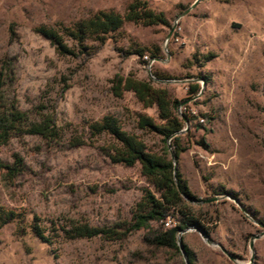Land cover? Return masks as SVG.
Segmentation results:
<instances>
[{
  "label": "rangeland",
  "instance_id": "obj_1",
  "mask_svg": "<svg viewBox=\"0 0 264 264\" xmlns=\"http://www.w3.org/2000/svg\"><path fill=\"white\" fill-rule=\"evenodd\" d=\"M133 1L0 0L7 93L29 113L54 104L64 130L58 142L24 136L0 146V206L25 214L22 224L0 227V264H186L183 254L150 253L142 230L106 241L65 239L52 229L68 220L94 227L129 220L142 188L152 190L139 164L110 159L112 138L93 136L91 124L113 117L152 152L172 153L171 138L137 128L139 116L163 124L156 106L144 107L131 91L115 95V79L129 76L181 101L175 163L213 243L199 230L182 232L194 264H264V236L254 240L252 261L249 248L264 231V0H140L166 25L126 22L88 57H61L36 33L99 11L123 14ZM14 156L23 169L12 177L3 166ZM34 217L46 234L52 229L48 242L32 234Z\"/></svg>",
  "mask_w": 264,
  "mask_h": 264
},
{
  "label": "trees",
  "instance_id": "obj_2",
  "mask_svg": "<svg viewBox=\"0 0 264 264\" xmlns=\"http://www.w3.org/2000/svg\"><path fill=\"white\" fill-rule=\"evenodd\" d=\"M133 22L145 26L166 25L161 13L152 11L146 2L134 0L123 14L113 11H99L85 19L69 26H40L36 33L55 50L61 57H88L94 54V45H103L106 36L118 31L124 23ZM141 55V53H140ZM152 57H156L152 54ZM159 78V77H158ZM11 80L9 71L4 64L0 65V146L6 145L11 139L24 136H35L46 142H58L64 138V130L57 120L56 106L44 105L29 113L19 108L14 97L7 93V84ZM115 95L121 91H131L144 107L156 106L159 119L163 122L157 125L147 117L137 119V128L148 133H155L166 142L171 138V152L178 160L180 153V136L185 122L177 115V107L181 101L173 99L166 88H155L151 83L138 80L132 76L117 77L113 86ZM195 85L191 92L196 93ZM186 117V116H185ZM93 136L107 135L113 140L109 148V157L114 163L125 166L139 164L140 172L146 182L152 187L142 188V196L131 210L130 219L113 226L94 227L87 223L68 220L64 225L53 223V230L62 234L65 239L101 238L106 241H124L132 232L143 231L142 243L150 253L164 251L182 255L178 246V235L188 229H197L206 237L209 230L200 216L199 210H193L196 200L189 192L186 183L178 170L174 172V163L168 149L163 154L152 152L136 135L122 129L117 119L103 117L90 125ZM11 166L3 168L12 177L23 169V161L14 156ZM175 178L180 187L178 191ZM25 214L7 210L0 206V227L12 223H23ZM167 220L173 223L165 227ZM52 229L48 230V234ZM32 234L48 242L47 230L40 225L37 217L30 224ZM183 236H181V240ZM188 264H194L193 252L182 242ZM185 264V263H182Z\"/></svg>",
  "mask_w": 264,
  "mask_h": 264
},
{
  "label": "water",
  "instance_id": "obj_3",
  "mask_svg": "<svg viewBox=\"0 0 264 264\" xmlns=\"http://www.w3.org/2000/svg\"><path fill=\"white\" fill-rule=\"evenodd\" d=\"M184 120H185V119H184ZM171 159H172V161H173V163H174V172H176L177 167H176V163H175V157L173 156L172 153H171ZM175 182H176V186H177L178 191H180V187H179V184H178L176 178H175ZM194 203H199V202L196 201V202H194ZM261 227L264 228V225H261ZM196 230H197V229H196ZM199 233H200V235L202 236V238L206 241L207 244L213 245V243L211 242V240H209V239H208V238H207L202 232H199ZM181 234H182V232L179 233V235H178V246H179V249H180V251L182 252L184 258H186V257H185V254H184V249H183V246H182V242H181ZM262 236H264V231L260 232L258 235H253V236L251 237V240H250V243H249V248H250L251 253H252L251 261H252V259H253V257H254V246H253L254 240L259 239V238L262 237ZM220 249H221V251H222V252H223V253H224L229 259L233 260V258L229 255V253H228L225 249H223L222 247H220ZM185 262H186V264H188L187 259H185Z\"/></svg>",
  "mask_w": 264,
  "mask_h": 264
},
{
  "label": "built area",
  "instance_id": "obj_4",
  "mask_svg": "<svg viewBox=\"0 0 264 264\" xmlns=\"http://www.w3.org/2000/svg\"><path fill=\"white\" fill-rule=\"evenodd\" d=\"M144 59L147 60L148 57L147 56H144ZM166 226H169V221L167 220V222L165 223Z\"/></svg>",
  "mask_w": 264,
  "mask_h": 264
}]
</instances>
